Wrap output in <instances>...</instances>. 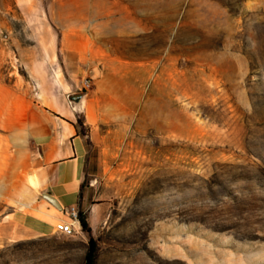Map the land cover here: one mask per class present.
<instances>
[{
	"label": "rangeland",
	"instance_id": "374dc122",
	"mask_svg": "<svg viewBox=\"0 0 264 264\" xmlns=\"http://www.w3.org/2000/svg\"><path fill=\"white\" fill-rule=\"evenodd\" d=\"M47 107L90 232L0 264H264V0H0V221L41 198Z\"/></svg>",
	"mask_w": 264,
	"mask_h": 264
},
{
	"label": "crops",
	"instance_id": "0c3cea01",
	"mask_svg": "<svg viewBox=\"0 0 264 264\" xmlns=\"http://www.w3.org/2000/svg\"><path fill=\"white\" fill-rule=\"evenodd\" d=\"M54 114L58 112L53 107H47L41 115V121L47 133L42 135L37 146H41L39 160L33 163L35 170H38L40 180V199L34 202V214H22L20 210H14L0 221V232L4 238L22 235L23 233L35 236H48L54 234L53 222L66 219L63 214L56 216L55 207L43 197L48 194L53 197L62 209L75 207L86 209V194L82 192L84 171L87 169L86 143L76 135L75 129L71 126L69 136L65 139L62 147L55 143V121ZM38 114L31 123L39 122ZM51 132V133H50ZM1 235V234H0ZM1 236V237H3Z\"/></svg>",
	"mask_w": 264,
	"mask_h": 264
},
{
	"label": "built area",
	"instance_id": "2783aa9c",
	"mask_svg": "<svg viewBox=\"0 0 264 264\" xmlns=\"http://www.w3.org/2000/svg\"><path fill=\"white\" fill-rule=\"evenodd\" d=\"M66 219H61L53 225V232L57 236H77L82 232L78 212L74 207H68L61 210Z\"/></svg>",
	"mask_w": 264,
	"mask_h": 264
},
{
	"label": "water",
	"instance_id": "95a60500",
	"mask_svg": "<svg viewBox=\"0 0 264 264\" xmlns=\"http://www.w3.org/2000/svg\"><path fill=\"white\" fill-rule=\"evenodd\" d=\"M82 99V96H74L71 98V100L75 103L80 102V100ZM43 197L48 200L55 208H57L58 210H62V208L60 207V205L57 203V201L51 197L48 194H43Z\"/></svg>",
	"mask_w": 264,
	"mask_h": 264
},
{
	"label": "trees",
	"instance_id": "16d2710c",
	"mask_svg": "<svg viewBox=\"0 0 264 264\" xmlns=\"http://www.w3.org/2000/svg\"><path fill=\"white\" fill-rule=\"evenodd\" d=\"M87 144V143H86ZM79 221H80V225L83 231H85L86 233L90 232V229L87 225V222L85 220V217H83L82 214H79ZM92 260V250L89 251L88 255H87V261L88 263H91Z\"/></svg>",
	"mask_w": 264,
	"mask_h": 264
},
{
	"label": "bare ground",
	"instance_id": "6f19581e",
	"mask_svg": "<svg viewBox=\"0 0 264 264\" xmlns=\"http://www.w3.org/2000/svg\"><path fill=\"white\" fill-rule=\"evenodd\" d=\"M63 20H66V19H63ZM31 184L36 187L37 186V183H36V180L33 178V176H31ZM67 238H72L73 236H66Z\"/></svg>",
	"mask_w": 264,
	"mask_h": 264
}]
</instances>
